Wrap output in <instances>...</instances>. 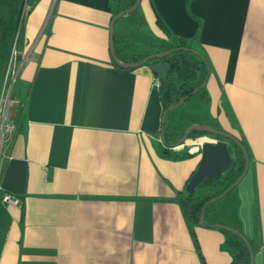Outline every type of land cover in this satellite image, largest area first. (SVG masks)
Masks as SVG:
<instances>
[{
	"label": "crops",
	"instance_id": "1",
	"mask_svg": "<svg viewBox=\"0 0 264 264\" xmlns=\"http://www.w3.org/2000/svg\"><path fill=\"white\" fill-rule=\"evenodd\" d=\"M143 1L160 30L157 18L207 59V112L183 110L179 126L216 124L245 147L248 167L214 222L238 229L253 264H264V0ZM8 3L0 0V34ZM28 6L6 104L8 62L0 68V126L3 115L15 125L0 197L20 200L0 201V264H230L224 232L198 224L192 235L177 200L201 160L197 141L186 142L191 157L161 155L157 76L147 65L114 67L110 0ZM133 23L125 17L117 31L142 53L150 45L132 37ZM161 32L152 45L166 43Z\"/></svg>",
	"mask_w": 264,
	"mask_h": 264
},
{
	"label": "trees",
	"instance_id": "2",
	"mask_svg": "<svg viewBox=\"0 0 264 264\" xmlns=\"http://www.w3.org/2000/svg\"><path fill=\"white\" fill-rule=\"evenodd\" d=\"M36 0H9L8 13L3 24L0 34V68L4 63L9 62L14 54L16 59H21L24 39H23V20L25 13L24 7L31 5ZM135 0H110L112 15L123 11L130 7ZM139 7V6H138ZM137 9L131 13L120 17L114 25V51L116 58L121 63H135L141 61L147 55L173 50L176 47H185L188 50H174L168 55L161 58H153L146 62L151 68L152 65L165 62L168 63L169 69L166 78L158 82V93L162 107V113L172 103H176L182 97H191L194 95L199 100L208 103L209 97L206 91V80L209 74V65L205 56L199 51V48L190 41L174 36L163 25L159 18L156 19L158 26L161 28L167 37L166 43L158 46L150 45L147 50L142 53L133 51L134 42L117 31V26L125 17H132L137 13ZM193 51H190V50ZM114 67L121 71L133 70L134 68H125L122 65L114 62ZM196 90L194 93L193 91ZM24 102L19 105V112H23ZM162 115V114H161ZM180 120L178 108H174L165 114L163 123L160 122V127L163 126V141H159V153L164 157L172 159H185L191 157L194 152H189L188 149H177L180 145L188 140L196 139L201 136L213 137L217 140H225L227 149L232 158L230 166L224 170L218 179L205 177L201 183L192 191L184 190L179 194L177 200L180 203L184 215L188 221L190 231L193 235V228L198 225L201 208L211 198L219 195L223 190L228 188L235 180L240 177L245 169V158L239 147L231 140L223 137L210 134L200 129H193L186 140L179 144L178 141L185 132L186 127L179 126ZM216 129L219 127L212 124ZM158 139H160V128L158 131ZM236 185L226 193L222 198L208 203L205 206L203 226L213 227L216 224L214 221L219 216V209L223 199L228 196ZM220 229L225 234L223 248L230 254V264H251L249 251L243 240L233 231L222 228ZM238 230V229H237ZM239 231V230H238ZM240 232V231H239ZM257 232V231H256ZM194 242L197 246L195 237ZM202 258V257H201ZM202 264H205L202 259Z\"/></svg>",
	"mask_w": 264,
	"mask_h": 264
},
{
	"label": "water",
	"instance_id": "3",
	"mask_svg": "<svg viewBox=\"0 0 264 264\" xmlns=\"http://www.w3.org/2000/svg\"><path fill=\"white\" fill-rule=\"evenodd\" d=\"M141 1L142 0H135V2L130 7H128L127 9H124L123 11H120L119 13H117L115 15H113V17L109 23V28H108V31H109V48H110L111 57L116 64L122 65L125 68H135V67L141 66V65L145 64L146 62H148L150 59L164 57L174 50H188L185 47H176L173 50H166V51H162V52H156V53L149 54L145 58H143L141 61L135 62V63H121L116 58L115 51H114V25L120 17H122L126 14H129L133 10L138 8ZM190 51H193V50H190ZM193 52H195V51H193ZM168 69H169V65H168V63H165V62L157 63V64H154L151 66L152 72L161 81H163L166 78ZM195 91L196 90H194L193 93ZM186 98L187 97H182L179 99L178 102L172 103L171 105H169L167 107V109L162 113L160 122L163 123V121L165 119V114L168 111H171L174 108H176L177 106H179L180 104H182L186 100ZM193 129H200V130H203V131L208 132L210 134H214V135H217V136H220V137H223L225 139L233 141L239 147V149L242 151V153L244 155L245 169H244L242 175L244 174V172L246 171V169L248 167L249 158H248V154H247L245 147L243 146V144L240 142V140L238 138H236L235 136H233L232 134H230L226 131L216 129L210 124L192 123L186 127L185 132L182 135V137L179 139L178 143L179 144L183 143L186 140L189 133ZM160 140L163 141V126L160 127ZM200 150H201V160H200L196 170L191 174V176L189 177V179L187 181V184L185 186L186 192H192L201 183V181L205 177H209L212 179H218L221 176L222 172L224 170H226L232 162V158H231V156L228 152V149H227V142L225 140H217L215 142L205 141L201 144ZM242 175L240 177H238L235 180V182L233 184H231L228 188L223 190V192H221L219 195L209 199L203 205V207L201 208L200 216H199V221H198L199 225H201V226L204 225L203 219H204L205 206L208 203L214 202V201L222 198L226 193H228L240 181ZM213 227L226 229V230L233 231L234 233H236L243 240V242L246 244L247 249L249 251L251 264H253L252 247H251L248 239L241 232H239L235 228L225 226L222 224H214Z\"/></svg>",
	"mask_w": 264,
	"mask_h": 264
},
{
	"label": "rangeland",
	"instance_id": "4",
	"mask_svg": "<svg viewBox=\"0 0 264 264\" xmlns=\"http://www.w3.org/2000/svg\"><path fill=\"white\" fill-rule=\"evenodd\" d=\"M131 18L134 22L133 25L135 26V27H132V37L136 39L138 43H140V45H142L141 42H146L149 45L161 43L159 40L160 39L159 35L162 34V32L155 24V20H154L155 18L152 12L149 10L148 3L146 1H143L139 5L137 9V13L133 15ZM21 65H22V62H18L15 56L10 58V61L8 62V66L6 69V75H5V81H4L5 84H4L3 95H2L3 102L5 101L9 102L12 98H14L15 85H16V82L18 81V73H19L18 71ZM141 66H146V65L143 64ZM197 105L200 109L194 108V106H197ZM207 106H208L207 102L203 100H199L197 97L192 95L191 97L186 99L182 104L177 106L178 115L180 117L183 110L187 112L189 111L188 115L191 117H195L198 115H204L207 112ZM180 127H184V125L183 126L180 125ZM201 137L207 138L204 141H210V142L217 141V139L213 137H209V136H201ZM201 137L192 139V140L197 141L196 143H197V146H199V148H201V144L204 142V141L201 142L200 140ZM186 142L180 145L179 147H177V149H188Z\"/></svg>",
	"mask_w": 264,
	"mask_h": 264
},
{
	"label": "built area",
	"instance_id": "5",
	"mask_svg": "<svg viewBox=\"0 0 264 264\" xmlns=\"http://www.w3.org/2000/svg\"><path fill=\"white\" fill-rule=\"evenodd\" d=\"M28 8H29V6L26 5L24 7L23 12L25 13ZM13 56H15V55L13 54L12 57ZM158 82L159 81L157 79V84H158ZM6 103H7V101H5V104ZM3 117L4 118H3V121H2L1 126H0V156H1L2 151H3V146L5 144H8L11 141L13 134L15 132V125L12 122L7 121L5 115H3ZM0 201L4 204H8V205H19L20 204L19 198L15 195L8 193V192L2 193V195L0 197Z\"/></svg>",
	"mask_w": 264,
	"mask_h": 264
}]
</instances>
